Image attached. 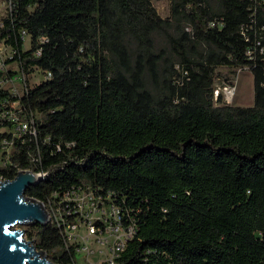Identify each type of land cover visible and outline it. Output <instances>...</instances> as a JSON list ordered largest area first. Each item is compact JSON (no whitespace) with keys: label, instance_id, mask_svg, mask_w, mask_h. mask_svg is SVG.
<instances>
[{"label":"trees","instance_id":"trees-1","mask_svg":"<svg viewBox=\"0 0 264 264\" xmlns=\"http://www.w3.org/2000/svg\"><path fill=\"white\" fill-rule=\"evenodd\" d=\"M11 5L0 43L28 80L51 74L22 99L38 141L14 164L34 169L38 145L48 173L27 197L48 209L71 192L110 195L136 226L115 264H264V0H171L167 19L151 0ZM246 67L254 105L215 100L220 69ZM27 236L54 264L76 262L54 221Z\"/></svg>","mask_w":264,"mask_h":264},{"label":"built area","instance_id":"built-area-1","mask_svg":"<svg viewBox=\"0 0 264 264\" xmlns=\"http://www.w3.org/2000/svg\"><path fill=\"white\" fill-rule=\"evenodd\" d=\"M214 25L215 24H212V26ZM22 37L23 40L29 38L27 37L26 32H23ZM7 49L10 51L8 55L5 52ZM15 54L16 52L13 50V48L7 45L5 41L0 43V167H11V169L15 172V177L19 172L32 171L36 173L41 179V182H43L48 177V173L37 171V165H40L42 162L40 153L38 151V145L36 152H32L31 150L27 152V157L32 165V168L34 169H23L18 164H14L13 158L20 155L22 152V147L26 146L27 144H32L33 142L37 143L38 141V132L36 130L37 118L29 117L22 104V99L24 96H26L28 89L31 87H29V80L22 71L19 62L15 59ZM40 55L41 51L38 50L36 52V57H39ZM247 57L249 60H254L251 50L247 52ZM244 70H249L251 72L248 67L240 69L239 72ZM37 71L39 70H36L35 72ZM50 77L51 74L44 75L45 79ZM235 92L236 86L232 85L231 83H225L222 87H216L214 91V99L218 100V98L221 96L227 101H231L235 95ZM3 181L5 180L0 179V182ZM88 193L95 194L96 199L99 200V205L96 206V208H93V210L95 214H98V216L100 215L98 219L90 223L89 235L97 237L99 233L104 235L116 233L113 247L110 249V260L109 262L104 263L115 264L117 258L126 249L129 241L134 237L136 226L133 223L125 226L123 221L125 214L122 212L117 203L113 201L110 195L107 197L100 195L97 196L96 193L91 189L68 193L62 200L49 205V209H53V207L58 209L61 207L63 211L62 213H59L61 216L60 219H57L55 216L51 215L50 211H48L50 215V222L54 221L60 228H64L69 244L76 245V262L74 263L76 264L77 253L87 252V249L85 247L81 248L78 244L70 243L69 239L71 236H68V230L77 228L76 218L79 217L80 214L83 216L80 200L82 196H85ZM72 205L76 210L70 211L69 208H71ZM94 205L95 204H93V206ZM100 205L109 209L108 212L110 215H107L105 221L102 219V217L105 215V209L101 210L102 208ZM72 212H74L76 217L74 219V225H70L67 221L68 219L66 218V215L70 216ZM81 219L79 218V221Z\"/></svg>","mask_w":264,"mask_h":264},{"label":"rangeland","instance_id":"rangeland-1","mask_svg":"<svg viewBox=\"0 0 264 264\" xmlns=\"http://www.w3.org/2000/svg\"><path fill=\"white\" fill-rule=\"evenodd\" d=\"M154 8L163 19H167L170 16L171 0H151ZM12 8L11 0H0V26L3 19L7 16L9 10ZM24 44V50H29L31 42L29 38H26ZM6 54H9V49L5 50ZM221 76L216 80V87H222L225 83H231L236 86V92L231 101H227L222 98L223 103L235 106V107H251L254 105V79L249 70H244L233 73L231 69H220ZM44 75L41 71H37L29 79L28 84L30 87L41 84L45 81ZM1 183V182H0ZM82 215L76 218L77 228L68 230V236L70 237V243L78 244L81 248L85 247L87 252L77 253L76 264H104L110 260V249L113 247L116 233H109L107 235L99 233L97 237L89 235V225L100 217L94 213L93 208L99 205V200L96 199L95 194L88 193L81 197ZM93 204H95L93 206ZM101 206V205H100ZM48 207V206H47ZM101 210L105 209V215L102 219L105 221L107 215L109 216L108 208L101 206ZM61 210V211H60ZM51 215L60 219L59 213H62V208L49 209ZM60 211V212H58ZM79 218L81 219L79 221ZM106 225L105 223H103ZM108 224V223H107ZM31 225H18L16 228L19 230H25V240L29 241L27 232L30 230ZM35 244V243H34ZM39 250V249H38Z\"/></svg>","mask_w":264,"mask_h":264},{"label":"water","instance_id":"water-1","mask_svg":"<svg viewBox=\"0 0 264 264\" xmlns=\"http://www.w3.org/2000/svg\"><path fill=\"white\" fill-rule=\"evenodd\" d=\"M39 183L41 179L32 171L0 183V264H54L34 242L25 240V230L16 228L50 222L46 204L26 195Z\"/></svg>","mask_w":264,"mask_h":264}]
</instances>
